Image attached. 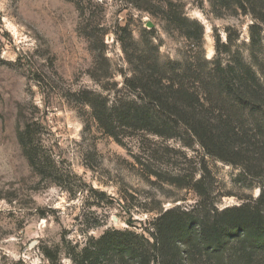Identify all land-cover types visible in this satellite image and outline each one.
<instances>
[{
  "label": "rangeland",
  "instance_id": "374dc122",
  "mask_svg": "<svg viewBox=\"0 0 264 264\" xmlns=\"http://www.w3.org/2000/svg\"><path fill=\"white\" fill-rule=\"evenodd\" d=\"M81 1L91 9L83 19L65 0H0V264H50L45 249L56 251L60 264H72L68 246L80 250L108 229L152 241L151 224L168 209L202 215L211 208L253 205L259 197L264 202V177L206 155L185 136L139 132L117 142L98 127L87 106L65 97L87 90L109 101L132 98L123 88L130 70L118 41L126 33L132 48L156 53L161 62L195 58L192 46L163 19L168 3L175 15L202 26L206 59L214 57L219 39L231 48L230 57L239 53L263 78L264 26L253 46L251 17L240 12L217 17L207 0ZM79 27L105 33L110 78L99 68L100 81L91 79L93 55ZM30 119L38 124L43 160L55 164L46 179L31 169L17 142L20 123ZM260 239L262 249L248 232H229L218 249L203 245L196 234L180 247L200 243L209 264L227 259L264 264V235Z\"/></svg>",
  "mask_w": 264,
  "mask_h": 264
},
{
  "label": "trees",
  "instance_id": "16d2710c",
  "mask_svg": "<svg viewBox=\"0 0 264 264\" xmlns=\"http://www.w3.org/2000/svg\"><path fill=\"white\" fill-rule=\"evenodd\" d=\"M65 1L74 4L80 19L91 10L81 0ZM207 1L217 17L228 12L249 15L254 21L250 26L251 45L258 43V27L264 26V0ZM173 8L172 3L167 4L163 19L192 46L195 58L161 62L156 53L132 48L135 43L131 34L126 33L118 41L130 70L123 79V88L132 98L109 101L95 92L79 90L66 92V99L87 106L98 127L117 142L119 136L139 132L163 139L185 136L206 155L239 167L251 176L264 177V78L239 53L230 57L234 54L231 48L219 39L215 42L214 57L206 59L202 26L182 13L175 15ZM79 31L93 55L91 79L100 81L95 76L99 68L104 69V78H110L105 33L80 27ZM37 130L34 120H23L16 138L31 169L46 179L52 177L55 164L43 160ZM52 181L59 186L55 179ZM151 225L152 241L130 230L108 229L99 238L87 240L80 250L68 246L66 255L72 264H209L211 257L200 243L186 244L182 250L181 242L197 234L203 245L219 249L224 234L237 231L248 232L255 248L262 249L264 202L259 197L253 205L222 211L211 208L202 215L196 210L168 209ZM43 254L50 264H60L56 251L45 249ZM223 264L237 263L227 259Z\"/></svg>",
  "mask_w": 264,
  "mask_h": 264
},
{
  "label": "water",
  "instance_id": "95a60500",
  "mask_svg": "<svg viewBox=\"0 0 264 264\" xmlns=\"http://www.w3.org/2000/svg\"><path fill=\"white\" fill-rule=\"evenodd\" d=\"M148 27H150V25H147Z\"/></svg>",
  "mask_w": 264,
  "mask_h": 264
}]
</instances>
